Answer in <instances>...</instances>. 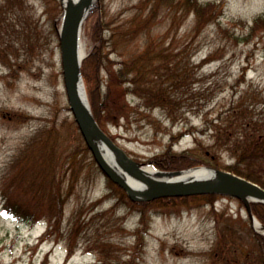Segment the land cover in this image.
Returning <instances> with one entry per match:
<instances>
[{
  "label": "rangeland",
  "instance_id": "1",
  "mask_svg": "<svg viewBox=\"0 0 264 264\" xmlns=\"http://www.w3.org/2000/svg\"><path fill=\"white\" fill-rule=\"evenodd\" d=\"M201 1L221 4V26L236 35H245L253 19L264 12V0ZM0 6L3 22L21 24L17 35H11V29V37L3 35L0 40V177L34 139L46 140L55 149L67 174L59 176L65 191L63 221L50 235L47 217L34 225L9 217L3 211L0 190V264H119L133 255L140 212L124 199L122 202V191L97 169L92 152L85 150L87 144L70 109L64 83L59 38L62 0H0ZM150 9L147 0H97L88 16L92 17L83 25L86 58L95 51L102 63L97 81L104 113L115 103L127 105L121 116L103 121L101 128L133 160L147 167L152 157L169 147L177 153L192 151L215 158L222 166L234 163L228 145L216 142L208 123L242 94H247V104L264 119V29L249 43L230 41L218 33V24L193 37L192 18L179 19L168 33L173 17L163 15L137 34ZM163 38L165 43L159 48L173 53L186 48L180 60L191 62L186 85L172 93L178 101L170 108L172 112L125 92L134 87L130 82L116 81L122 71L125 79L132 78L131 65L136 62L135 68H139L149 43L155 55V39ZM14 39V48H8L6 41L13 43ZM218 48L215 58L204 62ZM84 81L90 102L89 83L85 77ZM174 136L179 137L171 141ZM213 195L212 203L193 199L170 202L168 207L150 206V227L136 264H219L209 258L217 240L215 213L234 219L249 217L239 199ZM76 222L81 229L71 233ZM239 248L242 255L237 264H257L256 252L248 244Z\"/></svg>",
  "mask_w": 264,
  "mask_h": 264
},
{
  "label": "trees",
  "instance_id": "2",
  "mask_svg": "<svg viewBox=\"0 0 264 264\" xmlns=\"http://www.w3.org/2000/svg\"><path fill=\"white\" fill-rule=\"evenodd\" d=\"M147 1L151 2V9L146 18L139 24L137 34L152 26L154 20L162 19L163 15L173 17L168 33H171L179 19L192 18L193 27L190 33L193 34V37L202 36L210 26L218 24V33L227 36L230 41L234 39L235 42L243 40L249 43L257 33L264 29V12L253 19L245 35H236L229 28L221 26L220 19L223 15V10L222 5L216 1ZM2 12L0 6V35L1 37L4 35L9 39L11 35H17L20 29L18 27H21V24L3 22ZM11 29H13V32L10 35ZM3 38H0V40ZM28 38L31 37L29 36ZM165 39H155V55H153L154 47L152 43L147 45L148 47L145 49L143 56L140 57L139 68H135L136 62H134L129 69V73L134 71L132 78L125 79V72L122 71L117 75L116 81L119 83L130 82L134 87L126 89L125 92L135 93L146 102H152L154 106H159L172 112L170 108L178 104L172 93L186 85L187 76L189 75L188 66L191 62L182 63L180 60V56L186 53V48L182 50L176 49V53L171 50L166 52L163 48H159L165 43ZM11 43L12 41L9 43L6 41V46L14 48L15 39L12 45ZM220 50L221 48L214 50L204 62L214 59V55ZM161 57L162 59H159ZM157 62L160 64H156ZM101 65L100 57H97L95 51H93L84 60L82 67L83 75L89 83L88 94L93 114L100 126L105 120L108 122L114 121V115L121 116L127 107L125 103L116 104L114 102L115 104H113L111 110L108 108L106 114L104 113V99L97 81ZM154 76L155 78H151ZM110 94L111 90L108 91L107 95ZM246 99L247 94H242L238 99L232 101L231 106L226 111L221 112L217 118L208 123V126L215 131L216 142L220 145H228L227 149L232 152L234 163L222 166L215 158L198 155L192 151L177 153L171 151L170 147L166 151L152 157L151 161L159 169L168 171L184 170L195 166L224 169L255 182L264 188V119L260 118L259 113H256L254 108H251L252 104H247ZM223 114L225 118H222ZM178 137H172L171 141ZM27 144V146L25 145L26 147L20 150L19 154L11 161L9 168L0 177L3 211L12 219L19 222H27L31 225L47 217L50 227L47 234L50 235L54 227L59 228L63 221L65 191L59 176H62L63 173L66 174V171H63L64 164L60 161L61 156H57L55 149L51 148L46 140L34 139V141ZM85 150L90 151L88 146L85 147ZM66 157L69 156L67 155ZM73 160L75 163L76 156ZM93 163L96 164L95 159H93ZM108 181L116 190L122 191L124 196L121 199L122 202L125 200L129 205L137 207L140 212L139 225L134 231L136 240L132 251L133 255H137H128V258L120 260L119 264H136L141 259L142 250L145 247V237L150 227V216L148 213L150 206L154 204L156 207H168L170 202L173 204L179 200L182 203H188L193 199H206L209 203H212L214 199V195L205 194L134 202L119 185L110 178H108ZM118 203L120 204L121 202L119 201ZM251 206L253 214L264 224V204L253 202ZM214 221L217 240L209 251V258L212 261H216L219 264H237L239 255H242L239 252V247L243 244H248L256 252V263L264 264V235L258 233L252 227L250 218L234 219L232 216H226L225 213H215ZM77 225H79V228H77ZM81 226V224L76 222L71 228V233L75 232L77 234Z\"/></svg>",
  "mask_w": 264,
  "mask_h": 264
},
{
  "label": "water",
  "instance_id": "3",
  "mask_svg": "<svg viewBox=\"0 0 264 264\" xmlns=\"http://www.w3.org/2000/svg\"><path fill=\"white\" fill-rule=\"evenodd\" d=\"M97 0H70L68 6H63V18L59 30L62 68L64 83L70 109L75 121L93 154V157L104 172L114 183L125 190L134 202L152 201L165 197H183L204 194H219L235 197L243 202L252 225L264 226L253 214L251 203L264 204V188L231 171L207 166H200L212 171V176L205 180H192L188 182H172L155 177H168L179 175L187 170L164 171L156 168L150 161L149 167L144 163L133 160L122 148L117 146L97 122L88 99L85 81L82 74V64L87 57L80 53L79 44L81 30L85 20L95 6ZM63 4V2H62ZM106 146L112 152L111 165L100 146ZM110 154V153H108ZM110 157V155H109ZM119 169L117 172L115 168ZM120 173H128L142 179L146 187L139 191L129 184ZM259 232V231H258ZM264 235V233H262Z\"/></svg>",
  "mask_w": 264,
  "mask_h": 264
},
{
  "label": "bare ground",
  "instance_id": "4",
  "mask_svg": "<svg viewBox=\"0 0 264 264\" xmlns=\"http://www.w3.org/2000/svg\"><path fill=\"white\" fill-rule=\"evenodd\" d=\"M70 0H62L63 2V6H68ZM95 4V3H94ZM79 49H80V53L82 55L87 53V49H86V44L84 42V40L82 39V30H81V36H80V44H79ZM86 87V86H85ZM101 151L103 152V155L105 156V158L107 159V161L113 165L114 163L110 161V158H113L112 155H114L112 152H108L109 150H107L106 146H100ZM110 153V154H108ZM110 155V157H109ZM115 168V167H114ZM117 170V172H120L119 169L115 168ZM121 176H123V178L129 183L131 184V186H133V188L139 190V191H143L146 187L144 186V184L142 182H139L138 180H136L135 178H133L131 175H129L128 173L124 174V173H120ZM210 176H212V171L206 168H194L191 170H187L179 175H175V176H168L165 179L168 181H172V182H188V181H192V180H205L207 178H209ZM256 229L258 231H260L261 233H264V226L256 224Z\"/></svg>",
  "mask_w": 264,
  "mask_h": 264
}]
</instances>
